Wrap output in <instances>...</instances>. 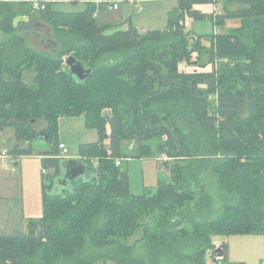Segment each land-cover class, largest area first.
I'll return each mask as SVG.
<instances>
[{"label":"trees","instance_id":"1","mask_svg":"<svg viewBox=\"0 0 264 264\" xmlns=\"http://www.w3.org/2000/svg\"><path fill=\"white\" fill-rule=\"evenodd\" d=\"M221 1L228 2L177 0L166 28L146 32L130 17L124 28L99 21L90 0L79 11L46 2L37 11L53 29L56 53L31 49L14 26L29 4L20 2L29 9L16 11L12 2L0 3V28L11 33L0 42V132L13 129L8 152L16 158L35 154L28 146L41 131L51 143L38 153L42 216L28 219L26 231L0 232V264H209L212 236L264 234V0H238L237 10L216 16L193 8ZM186 16L220 27L230 18L241 24L192 39ZM203 37L210 38L208 47ZM114 53L119 61L93 66ZM194 53H207L213 68L180 71ZM69 54L88 62L87 79L63 64ZM32 67L27 83L24 69ZM79 114L97 133L96 141L79 146L78 158L91 172L64 185L57 122ZM40 120L45 125L38 131ZM127 141L135 144L131 157L168 158L169 180L132 194L127 171L115 165L127 156ZM220 246L219 263L243 264L229 262L226 244Z\"/></svg>","mask_w":264,"mask_h":264},{"label":"rangeland","instance_id":"2","mask_svg":"<svg viewBox=\"0 0 264 264\" xmlns=\"http://www.w3.org/2000/svg\"><path fill=\"white\" fill-rule=\"evenodd\" d=\"M3 1H0L2 3ZM12 2V6L17 10L22 7L24 10L29 9V5L20 3V1H4ZM234 0H228L226 4H231V7L236 8L238 4L233 3ZM217 8L223 9L222 1ZM239 3V2H237ZM208 4H203L208 7ZM240 7L243 5L241 3ZM177 5L176 0H131L130 2L121 1L118 9H98L96 18L99 21L113 22L121 25L124 28L123 21L130 17L132 25L136 27L140 32H146L152 29H165L167 19L171 15L173 8ZM210 6V5H209ZM57 8L64 11H79L84 8V4L73 1L57 2ZM239 7L236 8V10ZM213 16V15H212ZM215 16V15H214ZM185 30L194 34H209L212 33L216 26L211 20H195L189 16L185 18ZM13 24L21 29V35L24 37V43L31 49L37 51H48L50 53H56L58 46H55V42L52 38V27L39 17L36 9H30L29 14L17 13L13 18ZM187 25V26H186ZM11 35L4 32L0 28V42L5 41ZM191 37H194L191 35ZM208 46V45H207ZM72 55V54H69ZM68 56V55H67ZM66 56V57H67ZM119 54H104L99 57L93 66H100L108 64L109 62L115 63L120 60ZM65 59V58H64ZM207 53L200 56L196 53L191 55L190 64H187L186 60H183L179 64V70L184 72L202 71L203 68H209L212 66L211 60H208ZM80 61V60H79ZM196 62L195 64L193 62ZM82 62V61H81ZM85 67H88V62H82ZM64 64V62H63ZM219 60L214 64L217 67ZM65 65V64H64ZM90 68V67H89ZM34 68H25L23 79L27 83H31V78L34 75ZM105 113H110V109H105ZM45 122L43 120L37 121L35 129L40 131ZM58 140L67 149L65 158L79 157V146L83 143H90L97 140V133L94 127L85 125L84 116L82 114L76 116H61L58 118ZM0 150L1 148H12L15 143L13 136V129L6 128L0 132ZM105 140V144H106ZM23 146V145H22ZM31 147L33 149L49 150L51 143L47 140L35 138L31 141ZM125 148L123 152L125 157L120 158V168L126 170L129 177V190L132 194H141L145 190H154L157 186L158 180H169V170L164 163L162 154L160 158L155 157H131L134 151L135 144L133 141L125 142ZM7 149V150H8ZM11 162L10 158H0V185L4 179L8 177L16 178L17 173H12L9 169ZM17 170V167H16ZM50 172H52L50 170ZM43 176V174H42ZM14 181V180H13ZM207 187L210 192L214 191V182L206 180ZM217 186H215L216 189ZM220 204L216 201L214 210L219 209ZM140 234L137 231L136 234L129 238V242H133ZM218 236V235H216ZM229 243L228 261L234 263L243 264H264V235L263 234H235L226 236ZM212 243L216 248L219 246L218 240L212 236ZM214 250H209L207 253V261L209 264H222L219 263V259H216V253Z\"/></svg>","mask_w":264,"mask_h":264},{"label":"crops","instance_id":"3","mask_svg":"<svg viewBox=\"0 0 264 264\" xmlns=\"http://www.w3.org/2000/svg\"><path fill=\"white\" fill-rule=\"evenodd\" d=\"M237 2L239 1L234 0L233 3L238 4L237 7H240L239 4L240 2L239 3ZM209 5H207L208 7H205L203 4H195L193 8L200 11L203 14L206 15L211 14L213 16L224 14L227 10L234 11L237 8V7L236 8L231 7V4L230 5L225 4L223 6V9L219 10V8H217L219 5L214 3H210ZM240 24H241V20L238 18L226 19L223 27L214 24V26L216 27L212 33L223 32L225 29L237 28L240 26ZM124 26H126V24H124ZM192 34L193 36L203 35V34H194V33ZM201 42L206 47H208L211 43L209 37L207 38L203 37L201 39ZM54 45L58 46L57 44ZM212 68L213 66L209 68H203L202 70L210 71ZM1 149L7 150L8 148H1ZM44 151L47 150L34 149L35 154L19 156L16 164L17 170L15 171L18 177L16 178L8 177L7 179H4L3 182L1 183L0 185V232L1 233L4 234L8 233L16 226H21L22 229L26 231V223L28 219L30 218L36 219L42 216V167L40 161L41 157L40 155H38V153ZM4 167L6 169H9L7 166ZM214 239L220 242L219 245H221L222 243L226 244L227 254H228L229 243L228 240L226 239V236L218 235V236H214ZM95 264H118V263L112 259H106L105 261H98Z\"/></svg>","mask_w":264,"mask_h":264},{"label":"water","instance_id":"4","mask_svg":"<svg viewBox=\"0 0 264 264\" xmlns=\"http://www.w3.org/2000/svg\"><path fill=\"white\" fill-rule=\"evenodd\" d=\"M194 39V37H190ZM196 63L195 61L193 62ZM64 64L69 68V71L78 80L83 81L87 79L92 69L85 67L84 64L79 61L74 55H68L65 58ZM37 138L47 140L49 134L45 131L37 133ZM31 148V146H28ZM91 171L88 166L78 157L76 158H66L64 165L61 167V173L59 176V182L66 185L68 183H73L85 179ZM214 252L216 256L221 257L223 254L222 247L219 245L215 248Z\"/></svg>","mask_w":264,"mask_h":264},{"label":"built area","instance_id":"5","mask_svg":"<svg viewBox=\"0 0 264 264\" xmlns=\"http://www.w3.org/2000/svg\"><path fill=\"white\" fill-rule=\"evenodd\" d=\"M0 1H14V0H0ZM16 1H20V2H25V3H28L33 9H36V10H39V9H44V6H45V3L46 2H54V3H57V2H65V1H73V0H16ZM75 1V0H74ZM82 3L85 1V0H80ZM89 1V0H88ZM92 3H94L97 7V10L95 11L94 15H96L98 9L100 8V6L102 5L104 8L106 9H118L119 7V3L121 1H128L130 2L131 0H90ZM185 24H186V20H185ZM65 61V59H64ZM217 61H215L216 63ZM58 152L59 154L56 156L58 158H65L66 156V153H67V149L65 148V146L62 144V143H59L58 146ZM1 157H7V158H10V162H11V166L9 168V170L11 172H15L16 171V164H17V161H18V158L14 157L13 155H11L8 150L6 149H1L0 150V158ZM94 166L97 165V161L94 160ZM115 165L116 166H119L120 165V159H116L115 160ZM221 257H218L216 256V259H219Z\"/></svg>","mask_w":264,"mask_h":264}]
</instances>
